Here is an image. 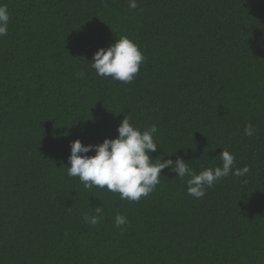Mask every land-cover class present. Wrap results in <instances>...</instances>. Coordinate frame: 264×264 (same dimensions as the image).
Wrapping results in <instances>:
<instances>
[{"label":"trees","instance_id":"obj_1","mask_svg":"<svg viewBox=\"0 0 264 264\" xmlns=\"http://www.w3.org/2000/svg\"><path fill=\"white\" fill-rule=\"evenodd\" d=\"M0 4V264H264V0ZM122 36L146 57L131 83L90 66ZM126 115L157 126L153 163L199 173L224 149L250 171L194 198L164 169L139 202L68 176L71 142L114 139ZM96 207L100 223H85Z\"/></svg>","mask_w":264,"mask_h":264},{"label":"clouds","instance_id":"obj_2","mask_svg":"<svg viewBox=\"0 0 264 264\" xmlns=\"http://www.w3.org/2000/svg\"><path fill=\"white\" fill-rule=\"evenodd\" d=\"M137 0H129V8L137 9ZM10 13L7 5L0 4V37L8 34ZM146 57L140 46L126 36H122L107 48L98 49L92 58L90 66L96 75L110 78L122 83H131L140 71V66ZM85 72L76 76L82 78ZM158 129L153 124L147 130L141 131L135 127L126 115L117 128L118 136L114 139L105 138L98 145H84L79 139L71 142V153L68 159L67 175L78 177L86 189L97 187L118 193L121 200L139 202L142 197H148L160 183L162 170L176 173L181 180L187 177V194L194 198H203L206 189L229 175L244 177L250 169L235 166V156L227 150L219 154L220 164L213 168H205L197 173L189 163L181 158L157 160L153 163L151 153L156 152L158 142L154 134ZM255 129L251 123L244 127L246 136H253ZM95 155H86L90 151ZM94 215H85L84 221L89 225H97L101 221L102 208L96 207ZM128 223L127 217L121 214L115 216V227L121 228Z\"/></svg>","mask_w":264,"mask_h":264}]
</instances>
